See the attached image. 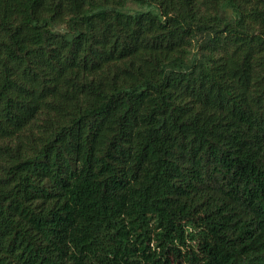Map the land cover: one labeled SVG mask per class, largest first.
Segmentation results:
<instances>
[{"label": "trees", "instance_id": "1", "mask_svg": "<svg viewBox=\"0 0 264 264\" xmlns=\"http://www.w3.org/2000/svg\"><path fill=\"white\" fill-rule=\"evenodd\" d=\"M0 264H264V0H0Z\"/></svg>", "mask_w": 264, "mask_h": 264}]
</instances>
